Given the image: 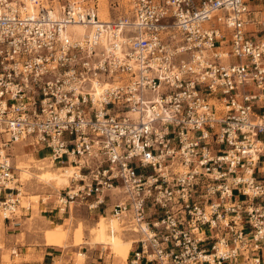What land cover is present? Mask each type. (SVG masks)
Here are the masks:
<instances>
[{"label": "built area", "instance_id": "1", "mask_svg": "<svg viewBox=\"0 0 264 264\" xmlns=\"http://www.w3.org/2000/svg\"><path fill=\"white\" fill-rule=\"evenodd\" d=\"M108 3L0 0V216L29 142L76 169L54 210L118 221L131 264H264V0Z\"/></svg>", "mask_w": 264, "mask_h": 264}, {"label": "rangeland", "instance_id": "2", "mask_svg": "<svg viewBox=\"0 0 264 264\" xmlns=\"http://www.w3.org/2000/svg\"><path fill=\"white\" fill-rule=\"evenodd\" d=\"M66 1L68 0H60V4L62 5ZM83 1L87 3L99 1L100 17L108 21L110 18L108 0ZM7 152L11 153L12 162L16 168L24 164L23 167H28V169L26 173L19 171L18 168L15 173L16 177L22 180L19 182L22 187L19 186V188H22L23 197H20V208L14 217L22 222L21 225L17 226L13 225L12 222L3 221L4 219L0 216V264L21 263L24 262V259L32 262L38 259L41 261L47 252L45 247L48 248V246L56 249V256H59L56 264H71L72 259H77L78 263L82 264L84 257L79 255V252L87 250L90 246L92 248L103 247L108 250L115 264H127L132 250L129 246L126 247L124 243H128L132 239L131 235L119 234L123 242L120 247L113 248L95 244L96 239L91 231L96 228L98 219L90 216V213L84 207L74 209L72 214L65 213L61 215L62 219L54 224L51 219H47L46 216L56 214V211L50 214L49 210L56 206V195L65 190L55 185V188L58 187L56 190L54 185H47L40 181L38 177L42 172L33 168L36 165L41 166L42 163H37V161L47 158L48 152L41 150L40 147L31 146L29 142L12 145ZM47 163H50V161H47ZM59 167L61 166L56 165L50 171L56 172V168ZM18 249H30V256L23 258V252ZM13 252L16 255H13ZM38 255L41 256L38 258Z\"/></svg>", "mask_w": 264, "mask_h": 264}, {"label": "bare ground", "instance_id": "3", "mask_svg": "<svg viewBox=\"0 0 264 264\" xmlns=\"http://www.w3.org/2000/svg\"><path fill=\"white\" fill-rule=\"evenodd\" d=\"M28 7H30V6H28ZM66 33H67V35L73 37L74 39L84 40L85 35L88 33V28L83 26V25H72V26H69L67 28ZM47 161H50V159L48 157L45 159L37 161V163H42L41 166L36 165L35 167H33L36 170L42 172V174L38 177L39 180L44 182L47 185H54V188H55V185H58L62 189H66L69 186H71L70 181L72 183V178L75 177L76 169L72 166L59 167V168H56V170H57L56 172H53V171H50V169L54 168V166H56V165H54L51 161H50V163H47ZM45 163H46V165H45ZM23 166H24V164H21V166H18L19 169L18 168H16V169H18L21 172L27 173L28 167H23ZM22 170H24V171H22ZM55 189L57 190L58 187ZM20 190H21V196L23 197L22 188ZM58 192H60V191H58ZM110 231H113V234ZM124 231H126V230L120 226V223L118 221H115V220L108 221L106 218L101 217L99 220H97V227L92 230V234L94 235V237L96 239L95 244H98L101 246H110V247L115 248V247H120L123 245V242L120 239L121 237H119V236L122 234H126V233H124ZM128 234L131 235L130 233H128ZM125 246L126 247L129 246V248L131 247L130 250H132V247H133L132 239H130L128 243H125ZM13 253H15V252H13ZM17 256H19V255H17ZM40 256L38 255V258ZM33 257H32V259H33ZM35 260H37V259H35ZM38 261H39V259H38Z\"/></svg>", "mask_w": 264, "mask_h": 264}, {"label": "crops", "instance_id": "4", "mask_svg": "<svg viewBox=\"0 0 264 264\" xmlns=\"http://www.w3.org/2000/svg\"><path fill=\"white\" fill-rule=\"evenodd\" d=\"M42 206H44V205H42ZM46 210H48V209H46ZM49 211H50V214L54 213V211H55L54 207H53L52 210H49ZM46 217H47V219L48 218L51 219V222L53 224L56 223L57 221H60L62 219V216L59 215L57 212H56V214L54 216L48 215ZM8 223H11V222H8ZM21 223L22 222L18 221L17 217L14 218V221L12 222L13 225H17V226L21 225ZM96 227H97V225H96ZM124 245H125V243H124ZM86 246H90V245H86ZM130 249H131V247H130ZM18 250H21L23 252V258L26 257V256H30V251H29L30 249H28V250L18 249ZM45 250L47 252L43 256L41 261L37 260L35 262H32V261H27V260L24 259V262H21V263H15L14 262L13 264H56L57 261H58L57 259H59L58 258L59 256H56L55 247H49L48 246V248L45 247ZM13 255H16V253L13 254ZM79 255L84 257L82 264H92V263H97V264H115V262L112 259L111 255H109L108 250L104 249L103 247L92 248L90 246V248H88L87 250H84L83 252H79ZM131 255H132V253H130V256L128 258L129 261L127 262V264H131L130 263ZM255 256H259L262 259H264V249H262L261 251H256L254 254H250V257H255ZM17 257H19V256H17ZM72 260H73V262L71 264H79L77 259H72ZM229 264H246V254H244V253L238 254L237 258L235 260H233Z\"/></svg>", "mask_w": 264, "mask_h": 264}]
</instances>
